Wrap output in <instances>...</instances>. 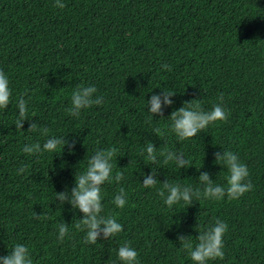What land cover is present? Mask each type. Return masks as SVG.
<instances>
[{"label":"trees","instance_id":"1","mask_svg":"<svg viewBox=\"0 0 264 264\" xmlns=\"http://www.w3.org/2000/svg\"><path fill=\"white\" fill-rule=\"evenodd\" d=\"M55 2L0 0V72L11 89L0 110V256L22 243L32 264H119L116 250L128 244L138 264H192L186 245L219 220L227 224L224 258L210 264H264V0H60L63 9ZM79 85H94L102 102L73 117L70 95ZM152 95L159 114L148 111ZM19 98L28 108L20 129ZM190 102L205 111L219 103L227 117L178 141L170 116ZM48 138H62V151L23 153ZM149 144L155 163L145 159ZM108 148L121 179L101 186V215L115 217L122 231L88 244L76 227L82 214L68 200L73 178ZM224 151L246 166L251 191L163 204L165 182L202 191L198 177L206 173L226 186L227 169L214 162ZM161 152L188 163L177 169ZM149 175L158 182L151 189L142 187ZM121 188L127 203L116 209ZM60 224L68 232L58 241Z\"/></svg>","mask_w":264,"mask_h":264},{"label":"clouds","instance_id":"2","mask_svg":"<svg viewBox=\"0 0 264 264\" xmlns=\"http://www.w3.org/2000/svg\"><path fill=\"white\" fill-rule=\"evenodd\" d=\"M54 6L58 9H63L65 5L60 0H56ZM161 69L167 70V66L162 65ZM96 92L97 89L94 85L87 87L77 86L70 95V115L79 117L83 110L93 105H100L102 97L95 95L94 98ZM162 93L165 97L163 103L165 107H169L171 101L168 97L172 96L173 92L166 90L162 91ZM10 97L9 78L4 72H0V110L5 109L10 104ZM147 104L150 114H159L161 108L159 96L152 95ZM16 108L18 110L16 127L20 129L22 123L26 120L28 112L26 101L23 98L17 99ZM226 117L227 113L219 103L214 105L210 111H205L201 109L200 103L190 102L171 113L169 130L178 141H186L209 125L223 122ZM29 130L38 133L41 137L48 136V130L37 129L35 125L30 126ZM64 146L62 138H48L42 144L38 142L25 144L22 151L29 156L33 154H52L62 151ZM144 151L146 153L145 159L155 163L157 154L153 147L149 144ZM114 154L115 150L112 148L95 151L87 160L86 170L73 178L74 186L71 189L68 203L82 214V218L76 227L84 231V242L88 244H95L99 235L104 238H111L122 231V226L115 217L101 215L104 208L101 186L113 181L119 182L121 179L120 173L113 174ZM159 155L163 157L164 163L172 162L177 169L185 167L188 163L186 160L178 158L173 152H161ZM214 162L217 165H223L227 169L226 186L214 184L209 180L206 173H202L198 177L203 185L202 191L189 186L165 182L163 185L160 184L161 189L159 190V195L163 198V204L170 209L174 205L181 203L188 206L194 199L201 198L219 201L226 197L229 200H236L246 192L251 191V183L246 182V178L249 175L248 170L239 161L236 154L231 151H224L222 155L217 154L215 156ZM23 171L24 168L21 167L18 169L17 174ZM157 184L158 182L149 175L144 178L142 187L151 189ZM55 198L64 201L65 195L63 193L55 194ZM111 203L116 209L124 208L127 203V197L122 188L113 197ZM226 230L227 224L217 220L196 237L198 243L194 247L190 244L186 245L189 249L188 255L192 264H210L211 261L223 260L222 237ZM67 232V226L58 225L57 240H63ZM179 239L180 241H185L187 238L180 237ZM116 256L119 264H138L137 252L128 244L120 246L116 250ZM0 264H32L28 247L22 243L13 244L6 255L0 256Z\"/></svg>","mask_w":264,"mask_h":264}]
</instances>
